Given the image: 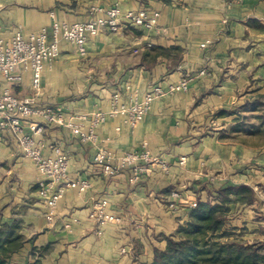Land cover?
Wrapping results in <instances>:
<instances>
[{"label": "crops", "instance_id": "0c3cea01", "mask_svg": "<svg viewBox=\"0 0 264 264\" xmlns=\"http://www.w3.org/2000/svg\"><path fill=\"white\" fill-rule=\"evenodd\" d=\"M115 3L122 12H160V29L144 33L127 25L120 34L103 31L89 41L85 57L74 45H62L60 57L45 67L38 104L61 108L66 121L89 133L96 113L141 102L155 86L167 89L186 76L193 81L187 91L155 99L134 129L124 116H107L94 129L92 143L81 142L67 128L45 125L38 137L44 154L52 155L54 146H62L70 179L91 185L83 191L66 184L51 223L39 188L42 176L34 163L13 140L0 142V168L8 166L19 178L17 184L11 180L9 188L4 186L0 199V226L16 225L25 239L12 264L37 259L40 264H152L155 250L166 248L165 237L176 235L188 221L191 203L206 202L218 189L237 185L252 186L255 201L246 204L236 198L229 206L226 229L244 243L264 242V146L230 140V128L258 95H264V33L251 26L252 20H264V3L0 0V37L84 22L93 8ZM147 43L153 45L150 50L143 48ZM203 70L205 75L200 74ZM12 91L18 97L34 95L30 72H23L22 83L12 85ZM116 93L118 103L113 100ZM234 111L238 113L230 115ZM145 143L167 166L151 167L136 183L130 181L134 173L129 167L109 177L94 161L98 151L121 157L142 151ZM182 159L184 166L179 164ZM175 191L180 199L171 208ZM99 200L109 202V212L121 218V224L99 226L89 218Z\"/></svg>", "mask_w": 264, "mask_h": 264}, {"label": "built area", "instance_id": "2783aa9c", "mask_svg": "<svg viewBox=\"0 0 264 264\" xmlns=\"http://www.w3.org/2000/svg\"><path fill=\"white\" fill-rule=\"evenodd\" d=\"M160 12L141 9L138 11L122 12L118 3L109 8H93L89 20L77 23H55L51 29L44 28L39 32L25 35L17 32L11 38L0 37V142L13 140L22 154L30 159L42 180L39 188L42 192L45 206L47 208V220L53 222L57 216V205L62 197L65 185L79 187L81 190L90 189L88 181H72L69 177V159L62 146H54L52 155L44 154V147L38 139L42 135L44 126H59L72 131L83 143H92L96 136L94 129L103 123L107 116H124L125 123L134 129L146 117L153 101L164 95L176 94L187 91L193 77L186 76L179 84L170 85L167 89L155 86L150 90L141 102H136L129 107H114L108 114L96 113L89 133L73 123L66 121L64 112L58 107H43L38 104V98L42 91V79L45 67L56 61L61 55V48L64 44H72L76 47L81 57L87 55V46L91 39L97 37L103 31L112 34H120L127 25H133L144 33L159 30ZM151 43L145 44L143 48L150 50ZM139 53L140 50H135ZM23 72H30L31 85L34 95L29 97H18L12 91V85L21 84ZM205 75L206 71L200 72ZM120 95L113 96L114 103H118ZM94 161L103 167L104 174L116 176L122 167H129L134 175L132 183L138 182L144 174H147L151 167L166 164L152 156L143 145L140 152L127 153L121 157L98 151ZM180 166L186 164V160L179 162ZM173 202L171 208L177 206L176 201L180 199V193L172 192ZM196 202L190 204L194 209ZM89 218L97 225L103 226L114 222L121 224V218H115L109 212L107 200L97 201L90 213ZM78 222V220H74ZM67 228L70 225L66 226ZM123 253L127 250L123 249Z\"/></svg>", "mask_w": 264, "mask_h": 264}, {"label": "trees", "instance_id": "16d2710c", "mask_svg": "<svg viewBox=\"0 0 264 264\" xmlns=\"http://www.w3.org/2000/svg\"><path fill=\"white\" fill-rule=\"evenodd\" d=\"M257 106L264 109V95H258L251 108ZM237 113L230 112V115ZM240 128L241 125L235 127L238 131ZM236 198L252 204L254 188L228 186L211 193L206 202L199 201L178 233L165 237L166 248L155 250L152 264H264V242L247 244L230 239L232 233L226 229L227 215ZM16 230V225L0 226V264H12V256L24 245V237ZM33 264H40V260Z\"/></svg>", "mask_w": 264, "mask_h": 264}, {"label": "rangeland", "instance_id": "374dc122", "mask_svg": "<svg viewBox=\"0 0 264 264\" xmlns=\"http://www.w3.org/2000/svg\"><path fill=\"white\" fill-rule=\"evenodd\" d=\"M261 1L264 3V0ZM251 26L257 33H264V20H252ZM261 39V49L264 53V38ZM240 117L242 118L237 120L238 123L236 125H241V128L239 131L235 129L236 126L230 128V140H238L240 144H246L253 147L264 146V109L258 106L255 107V109L250 108L245 110L243 116ZM243 136L246 138L241 140ZM7 165H11L9 161ZM9 171L8 166L7 168H0V199L3 198V188L5 185L9 188L11 180L14 181L13 183L15 184L19 182L18 176L11 174ZM230 239L236 240L233 236Z\"/></svg>", "mask_w": 264, "mask_h": 264}]
</instances>
